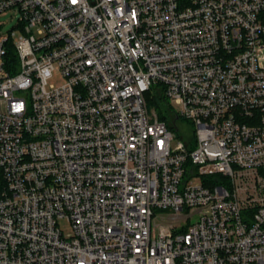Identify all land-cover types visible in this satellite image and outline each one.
Returning <instances> with one entry per match:
<instances>
[{"label":"built area","instance_id":"built-area-1","mask_svg":"<svg viewBox=\"0 0 264 264\" xmlns=\"http://www.w3.org/2000/svg\"><path fill=\"white\" fill-rule=\"evenodd\" d=\"M7 12L21 35L0 36V264H264V0Z\"/></svg>","mask_w":264,"mask_h":264},{"label":"rangeland","instance_id":"rangeland-1","mask_svg":"<svg viewBox=\"0 0 264 264\" xmlns=\"http://www.w3.org/2000/svg\"><path fill=\"white\" fill-rule=\"evenodd\" d=\"M12 33L15 34V36H13L15 40L21 35V31L19 30V15L15 14V13H11V12L1 14L0 15V36L6 35V34L11 35ZM62 81L63 80H62L61 76L58 73H56V74H54V77L49 81L48 88L50 89L52 87L58 86ZM151 94H153V93H151ZM167 102L171 106V109L174 110V107L171 105V101L167 99ZM149 111L152 115L158 116V113H157L155 107H151V108L149 107ZM158 118H159V116H158ZM161 121L166 122L167 124H170V125H175V127H177V123H175V118H174L173 114H171V113L167 115V118L165 120H161ZM178 126H179L181 132L183 131L185 137H189V138L193 137L194 126H193L191 121L186 120V119H181L178 122ZM174 130L176 131V128H174ZM195 182L197 183L199 181L195 180ZM63 230L66 233H70L71 227L64 225Z\"/></svg>","mask_w":264,"mask_h":264},{"label":"trees","instance_id":"trees-1","mask_svg":"<svg viewBox=\"0 0 264 264\" xmlns=\"http://www.w3.org/2000/svg\"><path fill=\"white\" fill-rule=\"evenodd\" d=\"M9 54H10L9 56L11 58H14V60H15L16 55H15V51L13 49L10 50ZM151 93H153V94H151ZM151 93H149L147 95L148 106L150 108L155 107L160 120H165L167 118L168 114L174 113L173 110L171 109V106L167 102V99L162 94H158L155 91H152ZM173 116H174V114H173ZM174 118L176 121V116H174ZM168 125L170 126L171 129H174L172 125H170V124H168Z\"/></svg>","mask_w":264,"mask_h":264},{"label":"snow or ice","instance_id":"snow-or-ice-1","mask_svg":"<svg viewBox=\"0 0 264 264\" xmlns=\"http://www.w3.org/2000/svg\"><path fill=\"white\" fill-rule=\"evenodd\" d=\"M73 2H75V0H73Z\"/></svg>","mask_w":264,"mask_h":264}]
</instances>
